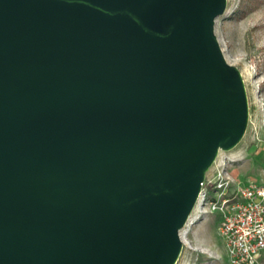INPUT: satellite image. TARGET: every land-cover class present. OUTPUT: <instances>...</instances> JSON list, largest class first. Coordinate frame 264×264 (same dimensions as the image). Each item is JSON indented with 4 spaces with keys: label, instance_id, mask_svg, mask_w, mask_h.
Instances as JSON below:
<instances>
[{
    "label": "water",
    "instance_id": "water-1",
    "mask_svg": "<svg viewBox=\"0 0 264 264\" xmlns=\"http://www.w3.org/2000/svg\"><path fill=\"white\" fill-rule=\"evenodd\" d=\"M226 0H0V264H174L248 102Z\"/></svg>",
    "mask_w": 264,
    "mask_h": 264
},
{
    "label": "rangeland",
    "instance_id": "rangeland-1",
    "mask_svg": "<svg viewBox=\"0 0 264 264\" xmlns=\"http://www.w3.org/2000/svg\"><path fill=\"white\" fill-rule=\"evenodd\" d=\"M214 33L224 58L242 75L248 121L237 145L220 150L206 173L211 176L220 169L230 183L264 185V0H226L224 12L215 18ZM217 227L216 213L184 227L174 264H228Z\"/></svg>",
    "mask_w": 264,
    "mask_h": 264
},
{
    "label": "built area",
    "instance_id": "built-area-1",
    "mask_svg": "<svg viewBox=\"0 0 264 264\" xmlns=\"http://www.w3.org/2000/svg\"><path fill=\"white\" fill-rule=\"evenodd\" d=\"M210 213L218 215L228 264H258L264 252V185L230 183L220 169L211 176L206 173L183 228Z\"/></svg>",
    "mask_w": 264,
    "mask_h": 264
},
{
    "label": "crops",
    "instance_id": "crops-1",
    "mask_svg": "<svg viewBox=\"0 0 264 264\" xmlns=\"http://www.w3.org/2000/svg\"><path fill=\"white\" fill-rule=\"evenodd\" d=\"M258 264H264V252L261 253L259 260H258Z\"/></svg>",
    "mask_w": 264,
    "mask_h": 264
}]
</instances>
